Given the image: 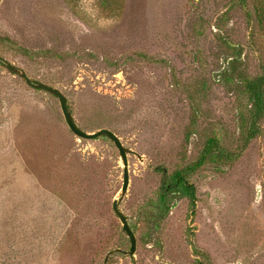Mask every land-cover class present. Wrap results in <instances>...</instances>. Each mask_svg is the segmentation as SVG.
Wrapping results in <instances>:
<instances>
[{"label": "rangeland", "instance_id": "obj_1", "mask_svg": "<svg viewBox=\"0 0 264 264\" xmlns=\"http://www.w3.org/2000/svg\"><path fill=\"white\" fill-rule=\"evenodd\" d=\"M249 20L239 0H0V57L58 88L82 130L135 152L120 210L138 243L127 257L115 144L79 138L58 98L0 64V264H264V136L188 177L194 216L188 199L159 230L147 213L156 167L191 165L210 138L239 151L250 100L237 74L264 69V24Z\"/></svg>", "mask_w": 264, "mask_h": 264}, {"label": "trees", "instance_id": "obj_2", "mask_svg": "<svg viewBox=\"0 0 264 264\" xmlns=\"http://www.w3.org/2000/svg\"><path fill=\"white\" fill-rule=\"evenodd\" d=\"M250 5L252 4L249 0H239V6L242 8L248 19H250V23L251 18L257 16L259 21L264 24V6L252 12ZM224 41L225 45L230 49H238L241 51L240 46L231 44V47L226 40ZM230 69V72L234 74V63ZM237 76L245 83V92H247L250 100L249 124H247L246 135L243 138V143L239 151L225 149L224 147H221L216 138H210L203 154L191 165L175 169L173 173H169L163 166L156 167L155 172L162 176V185L158 190V197L154 202L152 201L149 204L150 208L149 206L147 208V213L149 214L150 221H152L151 223H153L154 229H160L162 222L166 221L172 210L183 199H188L190 201L192 215H195L194 211L198 201L196 187L188 180V177L192 173L197 171L212 158L225 162L238 160L253 140L264 136V69L263 73L255 78H249L248 75L244 76L243 72H238ZM195 252L198 254L197 249H195ZM202 264H204V262Z\"/></svg>", "mask_w": 264, "mask_h": 264}, {"label": "water", "instance_id": "obj_3", "mask_svg": "<svg viewBox=\"0 0 264 264\" xmlns=\"http://www.w3.org/2000/svg\"><path fill=\"white\" fill-rule=\"evenodd\" d=\"M0 63H2V65L5 66L9 70V72H11L13 75L22 78L26 82V84L29 85L30 87L36 90L46 91L56 96L60 102V106L63 111V115L67 125L69 126L70 130L79 138L86 140H93L99 137H107L115 144V147L118 149L122 159V163L124 167V172H123L124 177H123V187H122L121 196L120 199H116L114 201L113 210L123 225L124 233L128 236L130 240V244H131L130 250L128 252H125V255L127 257H131L132 259H134V255L137 250V244H138L137 236L128 222V217L120 210V203L123 197L126 195L130 184L129 154H135V152L127 147H124V144L122 143L118 135L110 129L103 128L93 133H89L82 130L76 123L73 114L68 108L69 106H68L67 97L58 88L48 85L39 80H34L30 78L24 69L20 68L19 66H16L15 64H12L11 62H9L8 60L2 57H0Z\"/></svg>", "mask_w": 264, "mask_h": 264}]
</instances>
